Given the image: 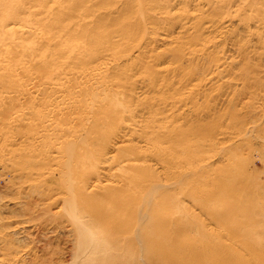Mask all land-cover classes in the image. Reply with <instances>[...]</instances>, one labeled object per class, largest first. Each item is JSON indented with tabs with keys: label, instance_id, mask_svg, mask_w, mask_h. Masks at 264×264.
Returning <instances> with one entry per match:
<instances>
[{
	"label": "bare ground",
	"instance_id": "obj_1",
	"mask_svg": "<svg viewBox=\"0 0 264 264\" xmlns=\"http://www.w3.org/2000/svg\"><path fill=\"white\" fill-rule=\"evenodd\" d=\"M244 84H264V0H0V171L70 204L74 260L131 230L132 248L174 260L159 231L197 209L212 230L217 213L249 207L230 145L255 125L244 116L264 129V96L236 109ZM224 96L230 124L206 133L193 119L218 123ZM11 230L0 264L23 261Z\"/></svg>",
	"mask_w": 264,
	"mask_h": 264
},
{
	"label": "rangeland",
	"instance_id": "obj_2",
	"mask_svg": "<svg viewBox=\"0 0 264 264\" xmlns=\"http://www.w3.org/2000/svg\"><path fill=\"white\" fill-rule=\"evenodd\" d=\"M210 14L215 15V13ZM236 25L237 21L233 19L232 27H236ZM238 89L235 95V99L238 100L235 104L236 109L248 105V102L255 105L256 98L261 101L260 99L264 96V84H252L250 86L244 84ZM239 91L240 93H238ZM249 96H251L250 99H248ZM228 106L231 105L226 102L224 96L218 108H221L225 114L221 113L218 123L211 119L205 121L193 119L194 122H197L193 123L205 126L204 128H207L204 130L206 133L207 131L210 132L211 125L224 127L230 124L228 121L230 115L226 114ZM244 108L240 109V118L244 116L241 113L247 112ZM245 118L246 116L242 122H249L250 124L254 122L255 125L252 130H249L252 133L249 134V131H246V135L242 139L230 145L237 147L234 148L237 154L234 160L228 164V167L230 171L235 169L245 173L247 177L251 176L253 183L243 189L249 207L243 205L242 209L235 213H230L231 210L217 213V226L211 223L212 230L203 224V220L210 218V215L202 214L203 212L199 213L197 209L198 211L189 214V225L184 224L180 229H177L175 225L169 226V231L158 232L161 236L157 237L172 239L164 242V244H171L174 247V250H171L172 253L178 254V257L179 254H183L186 256L185 258H189L190 260L185 261L186 263L205 264L207 261L206 264H225L226 262L234 263L235 260L236 262L238 260L245 261L246 264L264 263V213L260 211V204H258L259 192L264 191V139L261 137V132L264 131L262 129L263 121L260 125L257 124L261 118V115L258 114L249 119ZM215 165L214 175L216 178L221 177V164L216 162ZM19 179L9 171H0V228L12 229L13 233L10 237L15 242L17 241L13 243V246L22 253L23 261L21 264H148L149 261V264H157V260L159 264V258L145 257V253H142L138 246L131 247L127 241L128 238L133 237L136 240L132 230V234L128 232L127 237H122L124 232L118 234L121 245L110 241L104 249H99L90 259L74 260L73 257L77 253V241L76 231L67 214V210L72 208L70 204L65 199L52 201L47 194L42 195L34 192L22 184ZM251 188L258 194H253ZM225 204L229 207L227 202ZM165 218H169V215ZM138 219L137 213L131 217L132 223ZM155 224H160L158 219H155L152 227ZM192 225L197 231L194 228L192 231ZM6 247V245L4 248L0 245V258H7L12 254L13 251H6ZM251 249L253 253L250 252ZM138 251H140L139 254ZM174 257L176 258H173L174 260L161 258L160 264L173 262L176 264L175 260L178 264L180 258Z\"/></svg>",
	"mask_w": 264,
	"mask_h": 264
}]
</instances>
